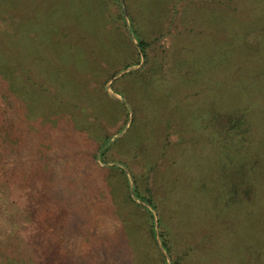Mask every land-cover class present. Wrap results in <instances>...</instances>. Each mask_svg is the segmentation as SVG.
<instances>
[{"label":"rangeland","instance_id":"1","mask_svg":"<svg viewBox=\"0 0 264 264\" xmlns=\"http://www.w3.org/2000/svg\"><path fill=\"white\" fill-rule=\"evenodd\" d=\"M0 264H264V0H0Z\"/></svg>","mask_w":264,"mask_h":264},{"label":"trees","instance_id":"2","mask_svg":"<svg viewBox=\"0 0 264 264\" xmlns=\"http://www.w3.org/2000/svg\"><path fill=\"white\" fill-rule=\"evenodd\" d=\"M137 45H138V47H140L142 50L144 49V46H145V42H143V41H139L138 43H137ZM244 113H240V114H238L237 116H236V118H235V123L236 124H238V123H240L241 124V121H243V119H244ZM134 193L136 194V197H138L139 198V193H137V191L135 190L134 191ZM143 199V198H142ZM144 201H146L147 202V204L149 205V206H151V208H153V209H155L154 208V205L151 203V201H150V199H145ZM159 236L161 237V245H162V247L164 248V250L166 251V254L169 252V246H168V244H167V242H166V240H165V237L163 236V234L162 233H160L159 234Z\"/></svg>","mask_w":264,"mask_h":264}]
</instances>
